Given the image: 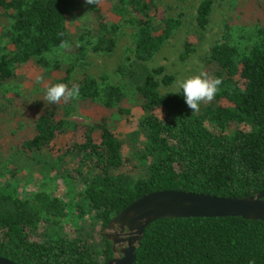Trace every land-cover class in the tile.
Wrapping results in <instances>:
<instances>
[{
    "label": "trees",
    "instance_id": "obj_1",
    "mask_svg": "<svg viewBox=\"0 0 264 264\" xmlns=\"http://www.w3.org/2000/svg\"><path fill=\"white\" fill-rule=\"evenodd\" d=\"M217 1H200L199 29L207 28ZM81 2L0 0V116L8 109L7 115L22 119L17 112L31 111L28 121L33 134L21 138L13 130L24 119L17 124L0 122L2 144L9 149L6 155H13L16 148L42 152L62 141L59 172L71 154L81 155V162L98 171L92 174L76 167L74 175L68 168L61 172L62 183L79 186L77 194L87 203V207L77 205L79 220L87 208L93 211L90 224L77 222L66 235L58 225L68 214L64 198L47 188L24 195L11 182H0V256L16 264L105 263L114 251L104 227L129 204L153 191L230 197L264 191V30L255 42L243 46V35L235 37L226 24L223 41L210 48L204 69V74L222 83L211 103H201L200 111L192 112L182 93L163 91L174 84L175 75L163 66H145L184 26L182 17L168 16L159 0H99L95 5L84 0L89 17L73 39L75 58L60 80L69 88L79 85V96L49 104L47 86L34 90L29 99L26 71L34 67L48 74L58 71L59 65L51 66L44 56L71 41L69 22ZM255 7L264 21V5ZM109 12L120 20L109 22ZM123 28L130 29L131 45L126 47L130 63L118 67L121 80L89 73L73 79L91 52H115L125 34ZM195 52L188 40L181 59L187 61ZM140 68L145 70L143 76L138 75ZM127 78H136L137 83H127ZM136 105H141L143 114L133 132L137 142L133 141L132 154L127 155L116 123L133 115ZM75 113L89 121L84 125L71 122ZM7 125L12 126L5 130ZM132 167L147 176L133 178ZM127 172L130 176L125 177ZM75 189L70 188L68 194ZM134 264H264V221L240 216L162 218L147 227Z\"/></svg>",
    "mask_w": 264,
    "mask_h": 264
},
{
    "label": "rangeland",
    "instance_id": "obj_2",
    "mask_svg": "<svg viewBox=\"0 0 264 264\" xmlns=\"http://www.w3.org/2000/svg\"><path fill=\"white\" fill-rule=\"evenodd\" d=\"M200 1L201 0H159L162 7L167 11L168 16H179L180 18L182 17L184 21V26L165 44L158 54L151 61L145 63V66L150 69L163 66L167 73L176 76L174 84L168 88H164L163 91L176 90L174 85L177 81L205 72L207 54H209L210 48L216 42L223 41L227 23L233 28L235 37L243 35V46L255 42L257 36L264 30V21L260 20V9L258 10L255 7L257 3H262L264 5V0L217 1L211 15L210 23L205 30L199 29L196 23L197 8ZM83 3L84 0H82L80 7L74 12L73 19L69 22L70 34L72 36L71 41L65 46L52 49L51 52L44 56L45 60L51 66L59 65V68L56 69L58 71L55 73L50 71V74H48V72H44V69H35L36 67H34L26 71L27 73L25 72L28 74L30 81L25 82L26 84L24 85L29 91V93H26L27 96H30L29 99H31L32 92L34 93V90L38 91L39 87L46 88L47 86L58 84L63 78L67 66L72 62L73 58H75L73 51L76 48V44L73 42V39L77 35L80 27L86 24L87 18L89 17V13L84 11L85 8L83 7ZM163 12L161 8V16ZM106 16L109 22H117L120 20V17L114 12H109ZM123 30L125 34L121 37V40H119L118 46L113 54L106 55L91 52L83 62H80L76 71L73 73V79L80 78L83 74L89 73L96 77H101L106 74L109 75L112 81H120L121 76L118 67L122 64L130 63V60H128L129 54L126 52V47L131 45V38L128 33L130 29L127 30V28H123ZM188 40L194 43L196 52L187 61H183L181 59V54L185 49V42ZM144 74V69H138V75L143 76ZM126 82L136 84L137 79L127 78ZM1 103L0 106L2 107L3 103ZM18 103L19 102H17V104ZM13 110H15V108ZM7 111L9 110L4 109L1 113V124L5 122L17 124L24 119L22 121L23 125L18 124L13 127V130L17 131L21 138L33 136V134L29 132V126H31L32 123L28 121L32 114L31 111L22 109L17 112L22 119H17L13 114L10 115V113L7 115ZM132 112L133 115L130 114L127 119H120L116 123V127L121 132V136L125 141L124 151L127 155H131L134 149L133 141H136V136L133 135V132L135 129L139 128L138 119L143 114L141 105H136ZM70 121L84 125L89 121V118L82 113H75L71 116ZM10 126L12 125H7L5 130L9 129ZM4 134H6L5 131ZM4 138L5 137L0 136V145L3 143ZM5 145H1L2 149L0 146V182H11L12 186L15 187L19 193L24 195H30L39 189L47 188L64 198L69 203L68 214L58 225L62 228L61 232L65 235L71 234L74 231L77 222L87 223L88 221L89 224L92 222L93 211L88 208L85 210V214L81 216V220H79L80 216L77 211V205L81 204V206H86L87 204L85 199L77 194V192H79V186L74 184L77 186V189H75L73 184H69V187H67L62 183L65 179L61 172L65 168H68L73 175L77 173L75 170L76 167L77 170L80 169L83 172L87 170V172L90 171L92 174L98 173L96 169H90L85 161L81 162L79 160L81 155L71 154L67 159H64L62 161V170L59 172L57 157L62 155L60 149L64 146V142H55L51 148H46L42 152H24L16 148L13 155H6L5 152L9 149H7ZM136 163L138 164V162ZM72 169L75 171H72ZM138 169L139 170L133 169V167L131 168L130 173L135 174H131L133 178L147 176L145 172H141L142 170L140 168ZM130 173L127 172L124 176L128 177ZM72 187L76 191L73 192V190H71L68 194V191Z\"/></svg>",
    "mask_w": 264,
    "mask_h": 264
},
{
    "label": "water",
    "instance_id": "obj_3",
    "mask_svg": "<svg viewBox=\"0 0 264 264\" xmlns=\"http://www.w3.org/2000/svg\"><path fill=\"white\" fill-rule=\"evenodd\" d=\"M264 221V191L244 197L217 196L183 190L145 194L119 212L103 229L114 256L103 264H134L147 227L162 218L228 217ZM0 264H16L0 256Z\"/></svg>",
    "mask_w": 264,
    "mask_h": 264
},
{
    "label": "clouds",
    "instance_id": "obj_4",
    "mask_svg": "<svg viewBox=\"0 0 264 264\" xmlns=\"http://www.w3.org/2000/svg\"><path fill=\"white\" fill-rule=\"evenodd\" d=\"M85 2L95 5L99 0H85ZM221 83L220 78H210L207 74L201 73L177 81L174 85L176 91L173 94L182 93L187 107L192 112H198L201 103H211L213 101ZM79 94V85L69 88L67 84L58 83L48 87L45 96L49 104H57L61 100L67 103L77 98Z\"/></svg>",
    "mask_w": 264,
    "mask_h": 264
}]
</instances>
